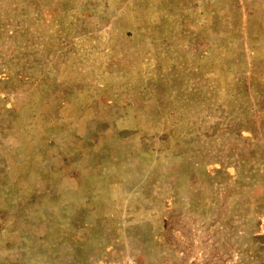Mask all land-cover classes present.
I'll list each match as a JSON object with an SVG mask.
<instances>
[{"label":"rangeland","instance_id":"rangeland-1","mask_svg":"<svg viewBox=\"0 0 264 264\" xmlns=\"http://www.w3.org/2000/svg\"><path fill=\"white\" fill-rule=\"evenodd\" d=\"M0 264H264V0H0Z\"/></svg>","mask_w":264,"mask_h":264}]
</instances>
